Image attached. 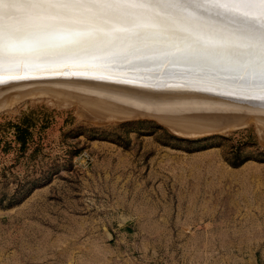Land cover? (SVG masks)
<instances>
[{"label": "rangeland", "instance_id": "rangeland-1", "mask_svg": "<svg viewBox=\"0 0 264 264\" xmlns=\"http://www.w3.org/2000/svg\"><path fill=\"white\" fill-rule=\"evenodd\" d=\"M190 19L193 32L185 36L192 39L202 20ZM259 60L217 65L230 63L226 72L252 78V94L248 85L240 89L261 109L239 105L237 112L197 116L199 109L186 113L189 102L181 101L185 108L179 102L177 115L166 118L107 107L89 114L84 97H72L89 81L58 86L68 79L62 67L1 70L11 88L1 99L8 101L0 100V264H264ZM68 90L72 96L63 95Z\"/></svg>", "mask_w": 264, "mask_h": 264}, {"label": "bare ground", "instance_id": "bare-ground-1", "mask_svg": "<svg viewBox=\"0 0 264 264\" xmlns=\"http://www.w3.org/2000/svg\"><path fill=\"white\" fill-rule=\"evenodd\" d=\"M207 1L208 0L195 1L191 5L161 3L159 7L155 9V12L159 13V16L153 14L128 19L106 20L99 17L75 14L54 20L33 19L22 20L17 23L16 21L9 20L0 15V71L16 69V71H23V73H32V71H36L38 68L44 69L46 66L62 67V70H64L63 72L60 70L61 73L67 74L65 79L68 78L69 80L67 79L68 82H66L67 80H60V83L56 82L57 85L59 84L58 86L62 83L63 87L70 89L72 86H69L70 83H79L76 80H80L82 84H87L84 82L89 81L90 86L86 88H84L85 86H81L83 88H78V90L75 91L77 93L76 96H72L73 93L70 94L69 90L68 93L65 92V94H63L64 96H66V94L68 96L69 94V96L71 95L75 98L78 94H80L79 96H81V98L83 96L85 99H82L83 103L81 107H84V111L89 114L90 112L96 111L100 114L105 110L104 107H107V111L114 110L113 112L116 111L117 113L118 111L122 113V108L123 113L127 112L128 114L131 111H141L145 114L147 112H168L169 116L171 114L172 116L173 114L176 116L177 114L175 115L174 112H178L176 109H178L177 105L179 102L180 105L182 102L184 104L186 103V105L189 102V106H187L189 109L186 107L189 111H185L186 113L192 112V110L194 112L195 110L192 109L193 107L199 109V111L196 112L201 111L204 113L208 111L237 112L240 105L238 103H216L213 100L203 99L205 95L200 94L210 93L217 96H231L237 99L246 97V100L250 99V101H255L256 98L251 95L253 92H251V87L249 86V84H253L254 80L252 81V78H247L246 76L233 75L231 71L226 72V69L232 66L230 63L227 67L224 66V68L219 67L217 63L221 60H227L235 64L239 58L240 60H250V64H253L256 62V59L259 58L260 66H262V64H264V53L261 51L260 38L258 35L247 33L245 26L235 22L231 17L216 15L215 5L211 0L208 1L209 3H206ZM252 3H255V5ZM258 5L262 8V11L255 9ZM219 6L222 8L235 9L250 17L264 19V3L259 2V0H255V2L251 3L225 0V2L220 3ZM192 17H194V19L198 17L199 20L202 21L199 22L198 35L196 34L198 37L195 36L190 39L185 35H190L189 33L191 30L187 26H189V19ZM190 20L192 21L193 19ZM195 23L197 22H194V24ZM12 28H18L20 30L21 39L17 42L18 48L15 55L9 56L2 44L7 39L8 32ZM37 28L41 29L39 33V37L43 41L41 44L33 42L34 38L32 34ZM187 30L190 31L187 32ZM170 36H177L179 39L171 41L170 38L172 37ZM209 36L219 38L213 43L201 42L196 43V46L193 43L203 37ZM168 37H170V41L166 40ZM98 39H101V42H103L102 46H96L95 43ZM68 41L73 42L74 49H80L83 52L77 53L74 57L58 54L62 46ZM244 54L245 56L243 57ZM56 73L57 72L54 74ZM47 74L49 73L47 72ZM56 77L58 76L56 75ZM56 77L53 76L52 78ZM59 77L63 79V77ZM259 77H261V74ZM254 78L256 79V77ZM259 80L261 83V79ZM47 81L44 82V84L47 83ZM64 81L65 83H69V85H64ZM255 81L257 82L258 80ZM256 82L254 83L256 84ZM7 83L12 87L15 85V83H13L14 85L9 82ZM56 83L53 82V85ZM5 84L6 83L0 81V97L11 88L8 86L9 88L6 89L3 86ZM75 84L73 85L76 87L77 84ZM246 85L250 87L249 91L251 92L248 96L246 94L248 86L246 87L247 89L243 88V86ZM258 85L260 86L261 84H256V86ZM253 86L255 87L254 84ZM240 88H243L244 90L242 89V91L246 92L243 93ZM76 89L77 88H75V90ZM252 90L254 89L252 88ZM8 91H10V89ZM60 92L62 94V91ZM9 94H13L12 96L16 94L14 97L10 96L13 100H17L20 97L17 93ZM9 94H7V97H9ZM176 94H179L178 96L182 95L181 97H183L184 94L186 95L183 99H181V97L179 99ZM79 96L78 99L81 100ZM88 96L90 98H87ZM135 98H142L141 101H145L143 100L145 98H148L150 101L156 99V103L147 102L148 105H144L140 103V100L136 101ZM1 99L3 100V96L0 100ZM89 99H91L92 102ZM2 100L1 102L4 103L7 98L4 102ZM72 100L74 101V98H72ZM85 100L86 103L84 102ZM87 100L89 101L87 102ZM260 100H262L261 102L264 101V99ZM190 102L197 104H191ZM201 102H205L203 104L204 107H202V104H198ZM2 103L0 107L3 105ZM6 104L8 105V102ZM149 104H153L151 105L152 107ZM97 107H102L103 109H98ZM180 107L185 108V105H181ZM109 113L111 112H105V114ZM113 114L114 113H111V115ZM130 115H132V113ZM101 116H104V114H101ZM188 116L190 115L188 114ZM263 116L264 114L262 117ZM182 117L183 116L179 118L180 121ZM195 118L194 116V120ZM203 118L202 121L206 119ZM191 119H189V121ZM189 121L186 122L188 123ZM196 121H198V117ZM196 121L192 122L191 120L192 123L195 122L193 126H195V124L198 125ZM200 122L201 120L199 124Z\"/></svg>", "mask_w": 264, "mask_h": 264}, {"label": "snow or ice", "instance_id": "snow-or-ice-1", "mask_svg": "<svg viewBox=\"0 0 264 264\" xmlns=\"http://www.w3.org/2000/svg\"><path fill=\"white\" fill-rule=\"evenodd\" d=\"M195 0H0V15L17 23L22 20H44L69 17L75 14L99 17L106 20L128 19L140 16L155 15V9L161 3H173L177 5H191ZM215 5L216 15L231 17L235 22L245 26L246 32L258 35L260 47L264 53V19L250 17L232 8H222L220 3L225 0H211ZM240 3H251L255 0H235ZM264 3V0H259ZM41 29L37 28L33 32V42L41 44L43 41L39 37ZM219 37H203L193 43H213ZM21 39V32L18 28H12L7 35V39L2 46L7 55L14 56L18 41ZM74 44L72 41L66 42L60 55L70 54ZM261 89L264 90V64L261 66Z\"/></svg>", "mask_w": 264, "mask_h": 264}, {"label": "water", "instance_id": "water-1", "mask_svg": "<svg viewBox=\"0 0 264 264\" xmlns=\"http://www.w3.org/2000/svg\"><path fill=\"white\" fill-rule=\"evenodd\" d=\"M200 95H205V97H204V99H206V100H213V101H215L216 103H225V104H227V103H231V104H240V105H242V108L243 107H259V108H261V106L259 105V104H256L257 102H255V101H250L249 99L248 100H246V99H237V98H235V97H231V96H221V95H214V94H210V93H204V94H200ZM154 113V115L153 116H156V117H164V118H166L168 115H166V113H164V112H153ZM188 113H192V112H188ZM196 114L198 113V112H195ZM206 113H230V112H206ZM245 113H247V114H251V113H249V112H245ZM185 114V113H184ZM257 114H260V115H262V114H264V112H259V113H257ZM166 116V117H165ZM170 117V116H169Z\"/></svg>", "mask_w": 264, "mask_h": 264}]
</instances>
